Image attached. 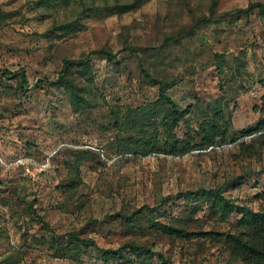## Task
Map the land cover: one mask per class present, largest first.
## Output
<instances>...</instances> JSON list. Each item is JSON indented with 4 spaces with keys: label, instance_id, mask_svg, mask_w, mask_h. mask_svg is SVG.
I'll use <instances>...</instances> for the list:
<instances>
[{
    "label": "rangeland",
    "instance_id": "rangeland-1",
    "mask_svg": "<svg viewBox=\"0 0 264 264\" xmlns=\"http://www.w3.org/2000/svg\"><path fill=\"white\" fill-rule=\"evenodd\" d=\"M131 2L0 0V264H105L99 247L149 264H244L205 232L244 226L237 208L215 205L217 189L264 211V131L255 132L264 117V12L237 10L264 0L122 7ZM87 55L98 101L75 108L60 71ZM72 71L86 80L77 63ZM160 81L183 112L170 139L180 142L123 154L117 138L133 129L115 123L109 106L121 114L149 106ZM216 112L226 139L198 147L200 123ZM152 219L187 237L157 231Z\"/></svg>",
    "mask_w": 264,
    "mask_h": 264
},
{
    "label": "trees",
    "instance_id": "trees-1",
    "mask_svg": "<svg viewBox=\"0 0 264 264\" xmlns=\"http://www.w3.org/2000/svg\"><path fill=\"white\" fill-rule=\"evenodd\" d=\"M137 0H132L131 3L122 4V7L136 5ZM255 8H260L264 12V3L261 2H251L247 7L238 8L240 12L248 13ZM2 14V13H0ZM133 52L136 51V47L127 46ZM99 52L108 54V58L113 60L115 55L112 54L111 49L109 48H100ZM88 55L86 57L80 58L76 61H65L63 69L60 71V77L58 83H61L66 90L68 91L72 105L77 108L80 105L94 106L97 104V97L95 92L92 90V71L87 65ZM220 62V61H219ZM74 63H77L78 70L81 76L85 79H81L79 83L74 80L72 66ZM10 75H16L15 71L7 70ZM147 76H150L146 72ZM89 81V82H88ZM86 93H90L87 95ZM110 114L112 115L115 123L122 124L123 127L131 130L132 133H128L122 137L117 138V145L122 150L123 154H148L152 152H167L169 150H174L175 144L180 142L176 137L171 141L173 135V128H175L179 121L182 119L183 112L179 108L177 102L174 98L167 93L166 87L162 81H160L159 88V98L153 102V104L139 105L136 107H129L124 114H121L118 108L114 106H109ZM264 111V107L262 108ZM223 118L218 112L213 115L212 118H207L200 123V130L197 135H200V143L195 144L198 147L203 145H216L218 142L226 139V134L228 133L227 127H223L224 122ZM163 128L166 132L167 137H160L159 129ZM264 131V117H262L255 128V132ZM263 133V132H262ZM260 133V134H262ZM248 134V133H247ZM219 136H222L219 139ZM242 146L245 145L244 142L241 143ZM250 147V146H246ZM77 184V180H71L66 186L73 187ZM68 187V188H69ZM216 193L218 194L219 199L215 200V205L219 202L222 204L229 205L237 208L238 212L242 214L240 218V223L244 226L236 231V233H221L215 231L205 232V234L214 235L215 240H223L226 244V247L230 250L232 256L242 261L244 264H264V211H255L248 207H241L234 202L229 201L223 194L220 192V189H217ZM209 196V195H208ZM144 214V209H137L133 212L132 216ZM115 216L121 217L123 213L116 212ZM152 226L157 231H162L169 235L175 236H184V229L180 226L174 225L173 223H165L160 220L152 219ZM187 237V234H185ZM84 246L88 247L89 244L94 243L90 239H83ZM77 247V245H75ZM99 256L105 262V264H114L111 261V258L118 259V263L115 264H149L148 261H138L134 260L127 255H124L121 248L115 250H108L100 248ZM162 256V255H161ZM125 258H129L125 260Z\"/></svg>",
    "mask_w": 264,
    "mask_h": 264
}]
</instances>
